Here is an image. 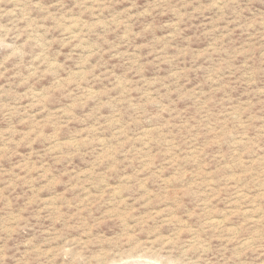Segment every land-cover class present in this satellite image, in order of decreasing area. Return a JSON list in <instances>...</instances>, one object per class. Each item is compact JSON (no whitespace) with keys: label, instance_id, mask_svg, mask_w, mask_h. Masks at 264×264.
Wrapping results in <instances>:
<instances>
[{"label":"rangeland","instance_id":"1","mask_svg":"<svg viewBox=\"0 0 264 264\" xmlns=\"http://www.w3.org/2000/svg\"><path fill=\"white\" fill-rule=\"evenodd\" d=\"M0 264H264V0H0Z\"/></svg>","mask_w":264,"mask_h":264}]
</instances>
